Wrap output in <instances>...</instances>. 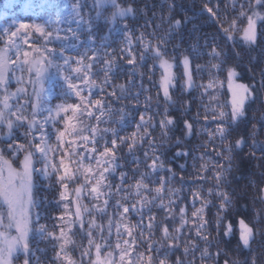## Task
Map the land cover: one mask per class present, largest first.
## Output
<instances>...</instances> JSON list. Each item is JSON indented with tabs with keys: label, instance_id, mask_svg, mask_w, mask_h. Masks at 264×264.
I'll return each mask as SVG.
<instances>
[{
	"label": "snow or ice",
	"instance_id": "snow-or-ice-1",
	"mask_svg": "<svg viewBox=\"0 0 264 264\" xmlns=\"http://www.w3.org/2000/svg\"><path fill=\"white\" fill-rule=\"evenodd\" d=\"M93 3L95 16L88 20H84L83 17L78 20L79 24L86 25L89 29L94 20L102 18L107 23L115 25L134 12L132 7H122L118 0H93ZM249 7L253 6L249 5ZM255 7L264 8V0H255ZM106 8L110 9V12L105 13ZM169 8L171 9L172 5H169ZM208 11L211 12L212 10L209 8ZM76 16H80L79 11ZM244 16L245 12L240 11L239 17ZM186 20L187 18H185ZM257 20H264V16L259 12H253L252 15L247 17V27L243 29L242 39L249 45L254 44L256 40ZM185 21L177 19L171 29H180ZM127 29L128 26L125 24L119 31L124 32ZM55 31L56 35L40 24L20 22L15 30L3 35L6 39H4L3 47H0V96H2L0 98V137L12 141L7 143L5 148L0 149V206H6L7 209V223H5V213H0V264H12L13 258L21 253L25 256L24 264H29L28 258L33 254L32 249L29 247V240L32 235L42 240L60 241L59 248L64 251L66 245L75 243L71 236L65 232V223L69 232L72 231L74 225L79 226L81 234L87 236L89 248L95 244L97 254L95 264H125L126 260L128 264H145L142 258L143 253L137 255L133 251V247L139 248L144 244L148 245L147 251L149 252L146 264H154V260L158 257H163L158 260V264H169V258L180 252L182 243L189 246L183 248V252L174 260V264H193L192 261L186 260L184 257L190 254V250L198 249L199 244L187 241L185 230L189 233L194 231L197 240L212 246L213 240L209 239L210 233L208 231L210 227H214L217 235L225 243H229L236 236L238 226L239 242H242L244 248H249L250 241L254 238V230L243 218H238L235 223L229 218L228 213L233 207V199L231 194L222 187V185L229 183L225 174L231 170L234 150L242 149L247 145L246 137L236 139L231 144L224 143L233 131L240 127V124L246 122L244 119L246 103L252 99L251 90L247 85L235 83V78L238 76L235 68L227 69V80L231 92L230 101L219 104L216 97L212 96L211 99L216 100L219 104V109L209 106L205 107L204 110V121L214 122L215 128L209 130L205 126L199 132L207 133L208 142L215 144L219 140L223 151L217 150L215 156L222 158L224 163L213 165L211 179L215 183L213 187L207 189L206 193L202 187L200 190L189 189L191 191V207L195 209L191 212V217L188 216L186 207L177 204L178 200L184 199L179 195L182 188L168 186L175 180L176 173L171 167H166V154L160 151L165 147L170 133L175 134L178 130L181 137H192L197 135L195 125L200 123L199 112L191 118V122L183 119L182 115H173V112L181 111L190 113L191 109L189 105L185 104L177 107V100L173 99L171 90L179 88L181 95L185 91L188 95H191L192 90L202 88L201 96L208 94L214 88L219 91L221 82L215 78L214 73L224 71L229 53L217 44H212L210 52L207 53L211 60L204 66H195L197 74L207 72L211 78L206 84L197 85L193 79L192 61L189 56H184L180 62L183 66L184 79L183 82H178L177 76L172 71L174 67L172 60L175 58H172V60L166 58V45L170 42L169 37H161L156 44H152L150 40L145 38V34L141 33L140 36L135 37V45L143 49L137 56L134 51V33L129 32L124 37V46L119 49V53L123 55L120 61L117 62L116 55L108 51L107 44L94 47V36H90L88 46L78 58L64 55L65 48L60 47L58 51L62 62L54 64L53 59L57 50L49 48L48 44H51L53 40L64 41L70 37L79 41L78 31H74L72 28L67 29L70 35L64 37L59 36V29ZM193 31H195V27ZM223 31L227 40H235L232 33L238 31L236 21L232 22L231 28H224ZM34 34H39V38L44 43H33L32 51L25 50V45L29 44ZM149 35L156 38L155 32ZM208 44L209 42L205 41L204 47H208ZM192 49L196 56L201 55L198 45H193ZM88 52H92L91 57H88ZM109 55L112 58L104 60L103 66L96 69L97 73L103 72L104 74L103 81L97 83L95 79H91V76L96 74L93 72V68L100 62L102 57ZM236 55L239 56L240 53H236ZM125 57L129 58L127 59V65L123 62ZM149 59L153 62V68L158 65L162 69V75L158 82L165 104L162 114L159 111V102L153 108L152 97L150 96L144 97L143 111H140V96L148 91L142 82L136 85L135 80H130L129 87L124 84L114 86L112 83L113 79L125 71V68L129 65L131 71L126 74L134 77L137 74V65ZM212 60L217 61V63H212ZM73 61H75L76 67H73ZM51 67L60 69L67 86L63 94L64 102L55 105L49 103V90L45 86V75ZM152 70V68L149 69L150 72ZM17 72L22 75H15ZM25 72L28 74L27 79L23 75ZM140 76L143 79L144 73H140ZM11 79L21 85L15 92L8 89ZM149 82L154 85L157 84L151 76H149ZM29 87L31 91L28 90ZM108 87H112L113 91L106 92L105 90ZM132 87H137L139 90L133 93L131 92ZM96 92H104L105 96L110 99L114 98L115 102L120 100L129 101V104L119 110L120 118L116 121L119 127H99L101 123H106L112 119L113 109L110 104H107L106 100L93 99L92 97ZM14 97L17 99L22 97L23 102L10 103V100ZM70 98H75L79 102L68 103ZM229 105L230 111H226L225 109ZM127 108H131V111L124 110ZM149 112L152 115H148ZM44 113L47 114L44 115ZM96 113H99V115H96ZM137 113H139L138 118ZM209 113L214 114L209 115ZM85 114L88 119L97 121L96 126L79 127L80 118L84 117ZM161 115L162 118L157 121L156 117ZM132 123L135 124L136 131L131 134V137L120 136V131ZM57 125H62V127H57ZM157 126L161 130L159 141L150 138L152 133L148 131L149 128L155 130ZM20 129H25L21 136L26 143H21L15 136L16 131ZM141 129H143L142 133ZM82 132H88L89 134L80 135ZM53 136L56 139L55 145L50 143ZM69 136L79 137L83 149L79 150L75 146L77 143L75 140L69 141L67 139ZM145 141L148 148L143 152L142 157L137 156L136 151L143 147ZM208 142L202 143L199 147L206 148ZM66 143L70 145V151L64 152L57 163L53 154L59 153ZM180 143L181 140L178 139L176 144L179 145ZM109 144L111 147L108 146ZM88 145H92V147L89 148ZM124 145H127L126 156H130L131 160L117 155L121 146ZM98 147L103 148V151L99 154H97ZM252 147L264 151V145L259 144V142L254 143ZM158 151H160V154L156 155ZM4 152L10 153L14 158L23 155L20 170L13 168L12 163L5 158ZM192 152L193 149L188 151L178 150L174 153L172 159L186 160L191 156L193 160L192 167L195 169V160H203L209 155L205 152L200 157H196L192 155ZM73 157H75L74 160H72ZM162 157H165V159H162ZM65 158L71 160L76 167L74 169L70 168L65 163ZM122 158L125 159L124 165L118 163V160ZM86 160H94L95 167L91 163L85 164ZM37 163L42 164V167L37 168L35 166ZM128 164H134L135 167L120 172V183L116 184L115 190H113L110 177L114 178L117 169L127 167ZM142 165L147 169L146 171H141ZM179 167L184 170L186 165L180 164ZM200 167L202 172L209 170L208 162ZM129 171L133 176L139 174V179L136 180L134 185L125 187V182L129 179ZM161 173H167V175H161ZM81 177H83V183L75 189L76 209L75 213L72 214L69 212V204L73 201L68 199V184L76 183ZM53 178L55 184L64 189L59 193L60 203L63 204L64 211L69 216L74 215V219H66L63 215L59 218L61 221L59 235L49 232L45 224L39 223L41 214L33 212L34 209L43 206L42 201L36 198L35 193L39 191V187L44 181H52ZM186 182L185 178L181 177V185ZM191 182H199L202 185L209 182V178L204 175L193 176ZM150 184H158V186L153 188L149 186ZM49 187H51V184ZM165 196H167V200ZM173 196H175V199H173ZM82 197H90L96 203L89 208L82 203ZM133 197L139 199L132 202ZM215 200L220 201L218 206L214 203ZM197 203L200 204V207H196ZM210 205L218 207V210L214 218L207 219L205 218V209ZM174 206L179 208L178 213L175 211ZM110 208L112 209L111 213L109 212ZM154 208L159 212H163L160 219L152 214ZM146 213L149 214L147 223H145ZM84 214L92 218L85 222ZM129 216H135L137 218L136 223H130ZM97 217L101 219L107 217L106 225L99 223ZM85 223H87L86 228ZM114 227V234L117 238L115 248L119 250V261L113 258L111 252L107 254L108 258L102 261L99 258L100 251L102 248L112 246ZM105 232H107V236H105ZM155 232L161 233L158 241L152 240ZM97 238L103 243H96ZM53 246L55 247V244ZM237 247H240L239 243ZM151 253H155L156 256L154 257ZM208 255V249L205 248L202 252V258H207ZM57 258H59V253H57ZM65 259H68L67 255H65ZM37 264H39L38 258ZM69 264H74V262L69 260ZM240 264H247V261L240 262Z\"/></svg>",
	"mask_w": 264,
	"mask_h": 264
},
{
	"label": "trees",
	"instance_id": "trees-1",
	"mask_svg": "<svg viewBox=\"0 0 264 264\" xmlns=\"http://www.w3.org/2000/svg\"><path fill=\"white\" fill-rule=\"evenodd\" d=\"M118 3L122 7H132L134 12L127 18L119 21V23L113 25L107 23L104 19H97L92 22L91 28L89 29L86 25H81L78 20L83 17L84 20H88L95 16L94 3L93 0H0V47H3L4 34L11 30H15L20 22L35 23L45 26L46 30L53 31L56 35V29H59V36H69L70 33L67 29L72 28L74 31L79 33V41L74 38H68L67 40H53L51 44H48L49 48H54L57 50L56 56H54V64H59V48L64 47L66 56H72L78 58L84 49L88 46L90 36H94L95 44L94 47H99L101 44L108 45V51L113 55H116L117 62L123 54L119 53V49L124 46V37L129 33H134V51L137 56L139 52L143 51L138 45H135V37L145 34V38L150 40L152 44H156L158 39L161 37H169L170 42L167 43V56L166 58L172 60L174 67L173 73L177 76L178 82H183V72L182 64L180 63L184 56H189L192 61L193 68V79L197 85L206 84L211 78L207 72L203 74H197L195 72V66L206 65L211 57L207 55L211 50L212 44H217L219 47L224 48L229 53V58L224 66V71L220 73H214L215 78L221 82L219 86V91L215 88L210 90L208 94L201 96L202 88H197L191 91V95H188L187 91L181 95L179 88L171 90L173 93V99L177 100V107L181 104L190 106V113L173 112L174 116H183V119L189 120L195 117L197 112L200 113V123L195 125L197 129V135L192 137H181V133L177 130L175 134H169L167 138V143L163 149L160 151L166 154V167H171L175 173V180L172 181L169 187L182 188L179 193L180 196L184 197L182 200H178L177 204L179 206L186 207L187 214L191 217V212L195 209L191 207V189L200 190L201 187L205 190L213 187L215 181L212 180L213 176V165L216 163H224L222 158H217L215 152L217 150L223 151V147L220 146L219 140L215 144L208 142L207 133H201L199 130L203 127H208L209 130L215 128V123H208L204 121L205 107H214L219 109V104H224L230 101L229 85L227 80V69L235 68L238 76L235 78L238 81L245 83L251 90L252 99L246 103L245 110V123L240 124V127L233 131L232 135L224 142L225 144L234 143L236 139L241 137H246L247 145L242 149L234 150L233 159L231 161V170L225 174L226 180L229 183L222 185L225 191L231 194L233 199V207L229 210L228 216L235 223L238 218L245 219V222L249 224L254 230V238L250 241V247L244 248L242 242H239L238 236V226L237 234L234 236L229 243H225L224 240L217 235L214 227L209 228V239L213 240L212 246L204 243L203 241L197 240L195 237V232H186L185 239L192 243L199 244L198 249L190 250V254L184 259L192 261L193 264H240V262L247 261V264H264V200L262 198V187L264 185V151L259 148H254L252 145L256 142L264 145V20L258 22L256 28V40L254 44L249 45L245 43L242 39L243 29L247 27V17L250 13L257 7H255V0H118ZM172 5V8H169ZM243 5V7H242ZM252 5L253 7H249ZM212 11L209 12L208 9ZM264 16V8L258 7ZM79 11L80 16H76ZM244 11L245 16L239 17V12ZM110 12V9L106 8L105 13ZM215 13V15H213ZM185 18L187 20L185 21ZM177 19L185 21L180 29H171V26L175 23ZM236 21V28L238 31H234L232 35L235 40H227L224 28H231L232 22ZM128 26L127 31L121 32L120 29L124 25ZM159 26V27H157ZM195 27V31H193ZM171 29V31H170ZM155 32L156 38H153L150 33ZM205 41H208V47H204ZM43 44V40L39 38V34H34L30 39L28 45H25V50L32 51V44ZM193 45L199 46V51L201 55L196 56L192 49ZM236 53H240L239 56ZM92 56V52H88V57ZM112 57L104 56L100 62L94 66L93 72L95 75L91 76V79H95L97 83H101L104 78L103 72H96V69L103 66L104 60H110ZM15 59V57H13ZM128 57L124 58V64L127 65ZM87 62V60H86ZM212 63H217V61L212 60ZM75 61H73V67H76ZM153 70L150 72L149 69ZM131 71V66H127L125 71L121 72L116 78L113 79V85L124 84L129 87V81L135 80L136 85L141 82L148 91L144 92L140 96L141 106L140 111H143V102L145 96L152 97V105L155 108L157 102L160 104V113H163V108L165 107L164 98L162 90L158 86V82L162 75V69L157 65L153 68V62L151 59L144 63L138 64L134 77L128 76L126 73ZM140 73H144L143 79H141ZM11 75V73H10ZM15 75H22L17 72ZM24 78L27 79L28 74L23 73ZM149 76L152 80L156 81L157 84L154 85L149 82ZM18 85L14 79H11L8 84V89L11 92H15ZM45 86L49 90L48 98L49 103L55 105L57 103L64 102L63 94L65 93L66 83L63 76L60 73L58 67H51L48 69L45 75ZM31 91V88H28ZM139 89L137 87H132L131 92H136ZM106 92L113 91L112 87H108ZM118 92V89H117ZM159 94V95H158ZM87 95V93H85ZM215 96L216 100H212L211 97ZM2 98V96H0ZM93 99H103L106 100L107 104H110L113 111L111 113L112 119L106 123H101L99 127H112L117 128L119 125L116 121L120 118V109H123L126 104H129L128 100H120L115 102L114 98H108L105 96L104 92H96ZM22 103L23 98H12L10 103ZM79 101L75 98H70L68 103H78ZM14 110V109H13ZM125 111H131V108L124 109ZM230 111V105L225 109ZM170 111H172L170 109ZM47 113H44L46 115ZM214 113H209L212 115ZM99 115V113H96ZM139 113H137L138 118ZM148 115H152L151 112ZM161 116H157L158 121ZM128 123L127 121L125 122ZM97 121L95 119H88L86 114L84 117L80 118L79 127L84 128L89 125L96 126ZM182 126V122H181ZM57 127H62V125H57ZM6 131V129H5ZM25 129L17 130L15 133L16 138L19 139L21 143H26L21 136V133ZM136 131L135 124L132 123L123 130L120 131V136L131 137V134ZM149 132L152 133L150 138L160 139V128L157 126L155 130L149 128ZM143 129H141V133ZM88 132H82L80 135H88ZM69 141L75 140L76 147L79 150L83 149L82 142L79 137H67ZM181 140L179 145L176 144L177 140ZM12 142L4 137H0V149L6 147V144ZM204 142L207 143V147H199ZM50 143L55 145V136L51 137ZM111 147V145H108ZM89 148L92 145H88ZM148 148L147 142L145 141L143 147L136 151L137 156H143V152ZM193 149L192 155L200 157L202 154L207 152L209 155L205 159L195 160V169L192 167L193 160L191 156L185 159H175L172 157L174 153L178 150L188 151ZM70 151V145L64 144L63 148L59 153H54L56 157V162L58 163L60 156L64 152ZM103 148L98 147V153L102 152ZM160 151L156 155L160 154ZM127 154V145L121 146L117 155L120 157H125L127 160H131L130 156ZM227 155V153H225ZM4 156L9 160L12 165L16 166L23 155L21 154L19 158H14L10 153L4 152ZM75 157L72 158L74 160ZM165 159V157H162ZM150 162V161H149ZM208 162L209 170L207 172L201 171V165ZM65 163L69 165L70 168H75L76 165L65 158ZM91 163L95 167V161H85V164ZM121 165L125 164V159L122 158L118 160ZM185 164L186 168L181 170L179 165ZM37 168L42 167V164L37 163L35 165ZM227 166V165H225ZM134 164H128L127 167H122L117 169L115 177H110L113 183V190H115V185L119 184V174L122 171H128L130 168H134ZM147 169L142 165L141 171H146ZM161 175H167V173H161ZM207 176L209 182L203 183L202 185L197 183H192L191 178L193 176ZM181 177L185 178L187 181L184 185H181ZM155 179V177H153ZM139 179V174L133 176L129 171V179L125 182V187L128 185H134L136 180ZM83 183V177L76 183L68 184V199L73 201L69 204V212L74 214L76 209V202L74 199L75 189ZM51 184V187L49 185ZM150 187H156L158 184H150ZM64 189L60 185L55 184L54 178L52 181H44L39 187V191L35 193L38 200L42 201L43 206L41 208L34 209L33 212H39L41 214L40 224H45L48 227L49 232L59 235L61 231V221L60 217L63 215L66 219H74V215L69 216L68 213L64 211L63 204L60 203L59 193ZM134 191V189H133ZM187 193V195H185ZM154 194V193H153ZM123 195V193H121ZM119 198V197H115ZM114 198V199H115ZM138 197H133L132 202H136ZM167 200V196H165ZM175 199V196H173ZM211 199V197H209ZM219 200H215V204L219 205ZM82 203L89 208L96 201L92 200L90 197H82ZM114 203V200H113ZM196 207H200L197 203ZM175 211L178 213L179 208L174 206ZM218 207H212L211 205L205 209V218H214ZM112 209H109L111 213ZM234 213V215H233ZM156 215L157 219L163 216V212H159L157 209H153V213ZM145 214V223H147V216ZM92 217L84 214L85 222L90 220ZM135 216H129L130 223H136ZM99 223L106 225L107 217L103 219L97 217ZM178 226V222H177ZM87 223H85V228ZM65 232L71 236L74 240V244L66 245V249L61 251L59 248L60 241H47L42 240L35 235H32L29 240V247L32 249V253L29 256V264H37V258L39 264H69V260L74 262V264H95L97 259L95 244L89 248L87 236L81 234V230L78 225H74L72 231L69 232L66 223L64 224ZM115 227L113 228L112 236V246L108 248H102L99 254V258L103 261L108 258L107 254L111 252L113 258L119 261V250L115 248L117 238L115 237ZM147 235V233H145ZM160 232H155L152 240L158 241L160 239ZM95 236V234H94ZM107 236V232H105ZM96 243H103L98 238ZM240 244L238 248L237 245ZM55 244V247L53 246ZM189 246L186 243L181 244L180 252H177L174 256L169 258V264H174V260L181 255L183 248ZM208 249V257L202 258V252L204 249ZM148 245H141L139 248L133 247V251L137 255L143 253V260L145 264L148 259L149 252L147 251ZM43 250V251H41ZM57 253H59V258H57ZM154 257L155 253H151ZM67 255L68 259H65ZM163 257H158L154 260V264H158V260ZM25 256L21 253L16 255L12 264H24ZM128 264V261H125Z\"/></svg>",
	"mask_w": 264,
	"mask_h": 264
},
{
	"label": "rangeland",
	"instance_id": "rangeland-1",
	"mask_svg": "<svg viewBox=\"0 0 264 264\" xmlns=\"http://www.w3.org/2000/svg\"><path fill=\"white\" fill-rule=\"evenodd\" d=\"M253 12H259L261 15H262V12L260 11V9L257 7V8H255L251 13H250V15H252V13ZM263 16V15H262ZM254 19H255V17H253ZM261 20H257V22H256V26H257V24H258V22H260ZM256 31H257V28H256ZM182 61V60H181ZM172 71H173V69H172ZM182 72H183V66H182ZM235 83H240V84H244V85H246L245 83H243V82H241V81H238V80H236L235 79ZM229 94H230V99H231V92L229 91ZM229 99V100H230ZM23 160V157H22V159L20 160V162L16 165V166H14V165H12L13 166V168H15V169H17V170H20V168H21V161ZM262 198H263V200H264V185H263V187H262ZM6 211H7V209H6V206H0V213H5V223H7V220H6ZM13 234H15V233H13Z\"/></svg>",
	"mask_w": 264,
	"mask_h": 264
}]
</instances>
